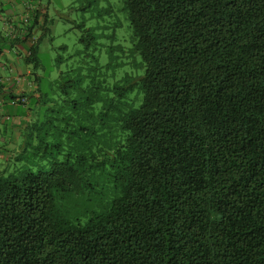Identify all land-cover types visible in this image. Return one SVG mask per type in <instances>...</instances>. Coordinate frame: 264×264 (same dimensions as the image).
I'll list each match as a JSON object with an SVG mask.
<instances>
[{
  "label": "trees",
  "instance_id": "16d2710c",
  "mask_svg": "<svg viewBox=\"0 0 264 264\" xmlns=\"http://www.w3.org/2000/svg\"><path fill=\"white\" fill-rule=\"evenodd\" d=\"M122 1L140 61L111 88L90 80L104 142L79 125L59 160L56 118L26 124L0 169V264H264V0ZM27 2L9 41L46 104L49 17Z\"/></svg>",
  "mask_w": 264,
  "mask_h": 264
},
{
  "label": "rangeland",
  "instance_id": "374dc122",
  "mask_svg": "<svg viewBox=\"0 0 264 264\" xmlns=\"http://www.w3.org/2000/svg\"><path fill=\"white\" fill-rule=\"evenodd\" d=\"M35 2L40 3L42 7L45 6L49 17L47 23L49 33L39 45L38 55L43 67L39 70V74H48L49 78L44 79L41 90L53 97L54 100L46 104L42 102L32 104L29 98L27 105L30 107L26 109L25 117L19 119L20 121L16 119L18 115H12V112L19 114L25 105L6 106L5 109L10 114L8 119L6 118V122L20 127L21 129L18 131H22L23 125L31 121L38 120L39 124L51 116L56 118L57 122L54 121L55 127L52 129L55 135L54 138L49 139L60 143L64 148L65 151L58 157L59 160H63L64 154L77 141L73 132L79 125L90 127L93 120L95 122L93 124L95 131L93 141L97 146L101 141V144L104 142L106 132L100 126V104H95L93 109L85 104V99L89 96L90 80H105L107 88H111L114 83L122 80L125 74H135V63L140 61V57L137 54L134 56L130 51L132 30L126 13L121 11L122 0H96L85 10H81V7L87 4L85 0H36ZM31 6H35L33 2ZM6 7L8 6L6 5ZM108 7V13L100 14L103 8ZM81 22H84L96 37V40L91 41L90 44L86 45L79 41L82 30L77 25ZM0 47L4 46L0 44ZM15 51L14 53H16ZM0 62H5L4 55L0 56ZM22 70L24 73L20 76L23 77L22 80H25L26 89L28 86H35L30 65ZM0 74L9 75L2 69L1 64ZM75 78L83 81L77 87L67 88V93H62L63 82H58L56 85L49 83L50 80H73ZM6 82V86H13L12 83ZM15 107H17V111H15ZM47 108L55 114L46 111ZM18 136H20V143L16 145L19 146L22 144V137L21 134ZM8 137L16 136L8 134ZM8 142L10 143V140ZM18 146L17 149L11 146L7 148L9 150L6 151L7 162L4 166V159H0V169L5 167L8 172L15 168L13 158L19 151ZM37 160V157H29L22 162L36 171L40 165Z\"/></svg>",
  "mask_w": 264,
  "mask_h": 264
},
{
  "label": "crops",
  "instance_id": "0c3cea01",
  "mask_svg": "<svg viewBox=\"0 0 264 264\" xmlns=\"http://www.w3.org/2000/svg\"><path fill=\"white\" fill-rule=\"evenodd\" d=\"M29 4L30 3L27 2V0H0V44L4 46L2 48L0 47V56H5V62H0V64L2 69L7 71L9 74H0V159L4 160H6L7 148L11 146L14 149H17L18 145L16 144L20 142V136L18 135L21 134V131H18V129H21L20 127L6 122L10 114L6 111L5 107L16 104L15 101L9 100V97L11 95H22L23 93H27L24 97L28 102L29 96H38L36 85L28 86L26 89L25 80H22L23 77H21L20 74L24 73L22 68H27L28 65L25 66L23 58L17 55L18 48H12L9 41V34L14 32L16 33V30L18 29L17 19L20 18L24 9L29 7ZM6 5L8 7H6ZM14 51L16 53H14ZM27 73L29 74V71H27ZM6 81H8V83L10 82L9 84L12 83L13 86H6ZM29 107V105H25L22 112L18 111L19 114L12 112V115H18V118L16 119L21 120L25 117L26 109H29ZM15 111H17V107H15ZM17 120L14 121L17 122ZM25 127L26 124L23 125V129ZM8 134H12V136L16 137L10 138L11 136L8 137ZM9 140L11 144L8 142Z\"/></svg>",
  "mask_w": 264,
  "mask_h": 264
},
{
  "label": "built area",
  "instance_id": "2783aa9c",
  "mask_svg": "<svg viewBox=\"0 0 264 264\" xmlns=\"http://www.w3.org/2000/svg\"><path fill=\"white\" fill-rule=\"evenodd\" d=\"M21 101H22V102H26V98H25V97H22V98H21Z\"/></svg>",
  "mask_w": 264,
  "mask_h": 264
}]
</instances>
